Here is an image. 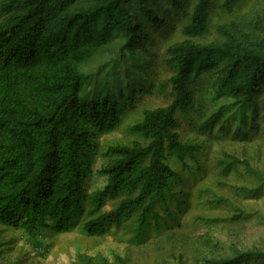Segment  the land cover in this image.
<instances>
[{
	"label": "trees",
	"instance_id": "16d2710c",
	"mask_svg": "<svg viewBox=\"0 0 264 264\" xmlns=\"http://www.w3.org/2000/svg\"><path fill=\"white\" fill-rule=\"evenodd\" d=\"M117 39V58L88 75ZM146 94L166 104L102 145ZM182 121L208 134L233 127L236 141L250 134L252 154L221 149L218 185L264 192V0H0V227L29 240L81 228L139 246L178 226L190 203L183 181L203 176L209 156ZM239 171L244 182L229 183ZM209 201L231 211L205 223L250 216L228 198ZM202 242L193 262L178 252L170 264H264V245ZM209 246L219 250L206 255ZM73 264L107 261L80 253Z\"/></svg>",
	"mask_w": 264,
	"mask_h": 264
},
{
	"label": "rangeland",
	"instance_id": "374dc122",
	"mask_svg": "<svg viewBox=\"0 0 264 264\" xmlns=\"http://www.w3.org/2000/svg\"><path fill=\"white\" fill-rule=\"evenodd\" d=\"M118 40L108 50H103L84 66V71L88 75L93 77L100 68L105 70V65L117 58ZM159 65L155 64L153 67L156 72ZM166 73V70H162L161 78L166 77ZM91 82H93V78ZM165 104L166 100L156 95L146 94L140 97L136 107L124 118L122 125L115 132L101 137L102 145L125 138L127 127L141 117L144 109ZM232 128L230 127L229 134L233 131ZM181 134L184 138L202 140L208 144L209 156L203 176H185L181 188L190 195V203L182 213L178 212L176 220L179 222L178 226L153 235L146 243L139 246L130 244L127 241V235L91 237L86 235L81 228L62 234L41 231L34 240H29L19 230L0 227V240L3 242L0 259L9 264L14 261H18L20 264H73L77 260V255L83 253L88 256L101 255L106 259L107 264H123L115 259V255L120 256L126 264H170L171 255L182 252L191 263L198 255L196 252L205 248L203 239H211L212 243L222 247L223 250H227L228 246L233 243L246 247L264 245L263 190L242 197L229 189L221 188L218 181L222 177L219 176L218 170L215 168L221 149L239 153L241 146L244 145L247 152L252 154L254 146L251 140L245 137L250 134L242 135L241 141H236L229 134L220 133L218 126L215 127L212 134H208L187 125L184 121L181 125ZM262 149L263 154L259 165L264 170V148ZM239 174L240 171L232 173L227 181L243 183ZM214 197L228 198L235 205L248 211L249 218L240 224L228 226H225L223 221L205 223L211 219L229 218L231 209L225 206L226 204L210 202L209 200ZM110 205L108 203L107 206ZM209 247V249H205L206 255H209L207 252L214 251L216 253L219 250V248Z\"/></svg>",
	"mask_w": 264,
	"mask_h": 264
}]
</instances>
